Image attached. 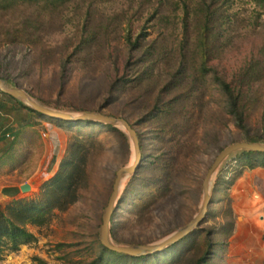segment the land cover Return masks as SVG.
Returning <instances> with one entry per match:
<instances>
[{
  "label": "rangeland",
  "instance_id": "374dc122",
  "mask_svg": "<svg viewBox=\"0 0 264 264\" xmlns=\"http://www.w3.org/2000/svg\"><path fill=\"white\" fill-rule=\"evenodd\" d=\"M0 75L43 105L122 116L134 126L144 163L121 182L111 237L161 243L199 211L204 177L225 146L264 142V0L14 2L0 7ZM220 77L239 96L243 127ZM51 123L63 130L60 163L73 136L91 133L98 144L87 153L76 201L46 225L29 224L37 240L0 251V264H86L102 253L103 211L117 169L134 161L133 141L123 127L126 137L99 125ZM237 152L213 173L203 232L175 249V264L195 263L210 241L206 264H264V165L244 166ZM56 172L22 196L36 197ZM9 196L3 206L20 197Z\"/></svg>",
  "mask_w": 264,
  "mask_h": 264
},
{
  "label": "trees",
  "instance_id": "16d2710c",
  "mask_svg": "<svg viewBox=\"0 0 264 264\" xmlns=\"http://www.w3.org/2000/svg\"><path fill=\"white\" fill-rule=\"evenodd\" d=\"M19 1L39 2L42 0H0V7H8L11 3ZM139 45V40L133 42L134 47H139ZM205 57H207L206 54L204 55L203 64L207 65L205 62ZM2 72L4 73L3 69ZM0 77L5 80L3 75H0ZM219 84L221 85L222 91L228 98V105L230 107L231 113L236 115L238 125L243 127L245 122L239 106V96L235 94L234 88L232 87L230 81L220 77ZM0 94L3 95V98L9 100L15 105L17 108L15 110H24L23 115L21 116L19 114L17 117L20 125L30 124L28 121L29 118L26 115L29 113L31 116L36 114L40 119L60 124V126L65 128L71 129L75 126L80 127V125H99L100 127L104 126L110 129L118 130L126 137L125 132H123L121 129L108 124L89 121L66 122L42 116L20 100L3 93L1 90ZM0 107L5 108L4 105H0ZM5 109L9 110L7 106ZM11 110L12 109L10 108V111ZM92 136L93 135L91 133L73 136L68 146L67 154L61 160L58 171L41 185V190L36 197H31L28 195L20 196L14 198L6 206H3L0 200V251L9 249L11 252H16L20 249L21 245L36 241L37 236L29 230L28 225H46L52 220L56 209L64 210L67 208L68 204L76 201L77 198L71 200V196L73 193L77 195L76 191L80 185V182H82L86 176L87 153L92 148H95L98 144L96 138ZM258 140L259 139L256 138L249 139V141ZM15 143L16 140H12V145ZM236 158L241 161L244 166H248L250 168H254L257 165H264V152L240 150L237 152ZM238 176L239 175L230 181V186L234 184ZM230 186L228 185V187ZM12 194L16 195L17 191L15 190ZM121 199L122 196L120 198V202ZM201 225L195 230V232L183 238L179 242L152 254L138 256L128 255L111 250L100 243L102 253L89 260L86 264H175L177 263V257L172 256V254L179 248V252H182L191 241H195L199 232H203ZM207 234H210V232H207ZM212 247V242H208V248L205 254H203L193 264H206L210 258V255L213 253ZM40 263L51 264L44 259H40Z\"/></svg>",
  "mask_w": 264,
  "mask_h": 264
},
{
  "label": "water",
  "instance_id": "95a60500",
  "mask_svg": "<svg viewBox=\"0 0 264 264\" xmlns=\"http://www.w3.org/2000/svg\"><path fill=\"white\" fill-rule=\"evenodd\" d=\"M0 90L8 94L27 106L31 107L33 110L37 111L40 115L46 116L52 119H57L66 122H79V121H89L95 123L108 124L115 127H123L128 131L130 138L134 145V161L132 164L121 166L117 169L115 173V180L113 184V190L108 200V203L103 211L102 224L100 226L99 239L100 242L107 248L128 254V255H145L152 254L161 251L169 246L179 242L183 238L195 232V230L204 222L208 208L210 204L213 203L212 194L210 192V183L213 173L216 171L217 167L232 153L240 150L248 151H258L264 152V142L261 141H237L225 146L214 158L211 166L209 167L204 180H203V201L201 207L197 214L190 219L188 222L183 224L178 228L177 231L172 233L164 242L146 244L137 243L130 245H121L113 242L111 237V227L112 218L120 201L118 198V192L122 180L126 176L135 175L144 163V155L141 150L139 137L134 126L122 116L112 115L100 111H84V112H72L60 109H54L49 106L43 105L36 100H34L30 93L19 86H11L4 79L0 77ZM24 192H28L31 189V185L26 182L21 186Z\"/></svg>",
  "mask_w": 264,
  "mask_h": 264
},
{
  "label": "crops",
  "instance_id": "0c3cea01",
  "mask_svg": "<svg viewBox=\"0 0 264 264\" xmlns=\"http://www.w3.org/2000/svg\"><path fill=\"white\" fill-rule=\"evenodd\" d=\"M0 105L9 109L0 107V117L2 116V120L5 119L0 120V145L8 141L6 147L1 148L0 151V200L2 201L11 197L9 194L15 190L20 196L28 194L21 189L24 183L28 182L31 190H34L36 178L41 179L52 171H58L60 145H63L60 136L63 135V130L51 122L32 118L29 113L26 115L30 124L20 125L17 117L19 114L22 116L24 110H15L17 109L15 105L3 97H0ZM12 140H16L14 145ZM28 161H32V166L24 169ZM237 264L243 263L237 262Z\"/></svg>",
  "mask_w": 264,
  "mask_h": 264
},
{
  "label": "bare ground",
  "instance_id": "6f19581e",
  "mask_svg": "<svg viewBox=\"0 0 264 264\" xmlns=\"http://www.w3.org/2000/svg\"><path fill=\"white\" fill-rule=\"evenodd\" d=\"M164 241H165V240H164ZM164 241H163V242H164Z\"/></svg>",
  "mask_w": 264,
  "mask_h": 264
}]
</instances>
